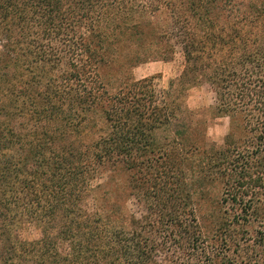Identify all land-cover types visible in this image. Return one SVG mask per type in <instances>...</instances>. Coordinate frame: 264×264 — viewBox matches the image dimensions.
I'll list each match as a JSON object with an SVG mask.
<instances>
[{"label":"trees","instance_id":"16d2710c","mask_svg":"<svg viewBox=\"0 0 264 264\" xmlns=\"http://www.w3.org/2000/svg\"><path fill=\"white\" fill-rule=\"evenodd\" d=\"M178 46L214 104L131 75ZM0 264H264V0H0Z\"/></svg>","mask_w":264,"mask_h":264},{"label":"rangeland","instance_id":"374dc122","mask_svg":"<svg viewBox=\"0 0 264 264\" xmlns=\"http://www.w3.org/2000/svg\"><path fill=\"white\" fill-rule=\"evenodd\" d=\"M185 65L184 53L180 46L177 47L176 53L171 60L153 59L133 67L131 75L135 78H143L146 76H155V83L158 90H171V100L173 102H181L184 108L199 109L210 104H214L216 96L211 84L205 82L198 85H178L171 89V81L180 78ZM211 125L208 128V134L213 139L221 141L229 130V118L220 117L211 119ZM20 122H38L39 120H19ZM61 125L68 127L61 128L57 134L61 137H72L75 139L80 138L86 133L90 139L96 133L95 120H55ZM88 121V122H87ZM87 124L86 131L83 132L85 123ZM70 126V127H69ZM90 208H93V200L90 198L87 201ZM131 210L139 212L136 201L133 198L129 202ZM15 235L26 241H33L40 239L43 235V228L35 221L25 220L20 225L15 227Z\"/></svg>","mask_w":264,"mask_h":264}]
</instances>
